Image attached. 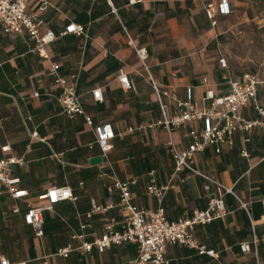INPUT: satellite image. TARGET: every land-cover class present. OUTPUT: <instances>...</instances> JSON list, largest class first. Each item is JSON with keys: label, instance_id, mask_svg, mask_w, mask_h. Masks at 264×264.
<instances>
[{"label": "crops", "instance_id": "crops-1", "mask_svg": "<svg viewBox=\"0 0 264 264\" xmlns=\"http://www.w3.org/2000/svg\"><path fill=\"white\" fill-rule=\"evenodd\" d=\"M49 1L42 18L45 28L57 35L49 48L50 60L33 52L34 41L28 34L6 35L0 26V158L8 155L1 146L10 144L12 153L25 159V164L13 165L11 174L28 191L22 199L0 196V261L44 264L48 257V264H128L138 255L137 244L111 245L102 253L96 248L73 251L66 258L54 254L67 246L93 242L108 225L122 229L120 193L108 189L115 179L137 181L131 192L138 209L158 207L147 190L152 177L158 185H170L162 206L171 221L206 209L209 197L216 194L214 185L205 189L202 177L186 169L175 172L167 146L169 133L148 127L162 118V111L136 47L147 49L148 64L161 87L180 98L191 91L200 107L208 106L210 102L203 101L208 89L226 95L228 78L243 73L235 74L226 53L239 26L264 27V0ZM224 2L228 14L221 10ZM29 10H34V3ZM70 22L83 25L86 34H63ZM52 62L61 64L63 76L76 77L93 126L84 115L71 118L64 113L59 100L62 90L48 73ZM121 72L131 81L127 90L118 79ZM96 89H101L102 100L94 99ZM263 89L264 80L259 86L262 105ZM174 111L175 104L169 102V114ZM244 114L249 119L257 116L251 106ZM102 124H110L114 131L113 149L108 160L93 163L102 153L94 126ZM202 126L196 122L185 131L175 130L172 138L185 149L192 143L186 134ZM130 127L136 130L129 132ZM250 138L244 142L238 134L234 145H223L220 153L216 146H208L195 155L199 170L236 194L225 195V217L194 230L199 242L215 250L219 259L177 244L168 247L170 264H264V130H253ZM244 149L248 156L242 155ZM52 186L71 187L77 200H64L46 210L44 235L37 237L25 223L27 204L38 202ZM240 201L248 203V209ZM93 202L105 210H95ZM14 206L20 213L12 212ZM245 243L249 251L242 249Z\"/></svg>", "mask_w": 264, "mask_h": 264}, {"label": "built area", "instance_id": "built-area-1", "mask_svg": "<svg viewBox=\"0 0 264 264\" xmlns=\"http://www.w3.org/2000/svg\"><path fill=\"white\" fill-rule=\"evenodd\" d=\"M135 0H131L134 3ZM34 3V10H29V4ZM51 6L49 0H0V26L6 35L28 34L34 41L33 52L41 58L50 60L49 48L57 39V35L45 28V21L42 14ZM210 8L212 5L209 6ZM223 13H230L228 3L221 6ZM210 18L214 17L211 10L208 11ZM75 34L83 36L86 29L83 25L70 22L63 34ZM136 53L140 58L143 68L147 73L148 80L154 89L157 101L162 111V118L148 127L164 128L170 135L167 146L175 161V172L188 170L192 174L205 179V189L209 191L211 186L216 187V194L209 197L208 206L204 210L196 209L189 218L177 221L167 219L162 206L163 200L170 189V185H158L156 179L152 177L148 183L147 190L158 202V207L154 210L138 209L133 204V193L131 186L136 184V180L122 182L115 179L114 184L109 186V191L118 190L120 193V211L124 217L121 230H115L112 225H108L104 234L96 238L93 242H84L81 246L74 248L67 246L58 250L55 256L68 257L71 252H90L96 248L99 252H104L111 245L123 243H134L138 246V255L128 264H170L166 258L168 247L171 245H183L195 249L199 254H207L219 259V254L212 249H208L196 238L194 230L198 225H206L214 220L223 218L228 214L225 204V195L232 193L236 195L232 188L214 179L210 175L199 170L195 165V155L204 152L208 146H216V152H221L223 145L233 146L235 137L240 134L244 142L251 140L250 132L255 129L264 130V105L259 99V86L262 83L258 72L253 70L244 71L240 76L229 77V92L220 96L212 89L205 93L203 101H209L208 106H199V102L194 99L193 93L188 92L186 98H180L176 92L160 86L159 82L151 72L148 64V51L146 48L136 47ZM223 66H226L225 59H221ZM54 78L62 92L60 104L65 114L69 117L84 115L86 123L93 126V120L85 114L81 96L77 90L76 77L69 79L62 75L61 64L52 62L48 71ZM118 79L124 89L131 88V81L127 73L121 72ZM37 96L38 93H35ZM94 99L102 100L101 89L93 91ZM169 102L175 104L173 115L168 112ZM251 106L257 116L249 119L244 114V110ZM201 122L200 130H193L187 133L192 137V143L185 149H180L172 138L175 130H187L192 124ZM138 127L137 130H141ZM96 142L101 149L102 160H108L113 149L111 140L115 137L110 124L94 126ZM136 128L130 127L129 132H134ZM36 136V133L33 134ZM3 153L8 154L0 158V196L7 194L15 199H22L28 195V191L20 188V179L12 176L13 165L25 164L23 157H18L12 153L10 144L1 146ZM243 156H248V152L242 150ZM55 156H57L55 154ZM38 202L28 203L27 211L24 215L25 223L32 226L37 237L44 235V212L51 209L55 204L64 201H76L77 197L69 186H52L38 197ZM241 202V206L248 209V203ZM94 204L95 210H105ZM264 210V200H262ZM14 214L20 213L19 206L12 208ZM244 251L250 250L248 243L242 244ZM48 257L44 264H48ZM0 264H28V262H11L7 258H1Z\"/></svg>", "mask_w": 264, "mask_h": 264}, {"label": "rangeland", "instance_id": "rangeland-1", "mask_svg": "<svg viewBox=\"0 0 264 264\" xmlns=\"http://www.w3.org/2000/svg\"><path fill=\"white\" fill-rule=\"evenodd\" d=\"M226 54L235 74L253 70L264 80V27L259 28L255 23L239 26Z\"/></svg>", "mask_w": 264, "mask_h": 264}, {"label": "water", "instance_id": "water-1", "mask_svg": "<svg viewBox=\"0 0 264 264\" xmlns=\"http://www.w3.org/2000/svg\"><path fill=\"white\" fill-rule=\"evenodd\" d=\"M101 161H102V158L101 157H95V158L92 159V162L93 163H99Z\"/></svg>", "mask_w": 264, "mask_h": 264}]
</instances>
